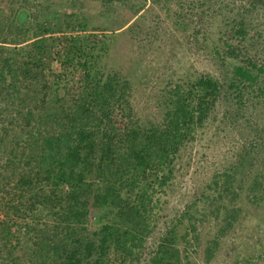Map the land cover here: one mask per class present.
Returning a JSON list of instances; mask_svg holds the SVG:
<instances>
[{"label": "trees", "instance_id": "16d2710c", "mask_svg": "<svg viewBox=\"0 0 264 264\" xmlns=\"http://www.w3.org/2000/svg\"><path fill=\"white\" fill-rule=\"evenodd\" d=\"M73 14L65 13L63 31L40 22L32 36L23 34L21 14L2 23L0 211L40 227L26 224L23 241L22 226L17 234L12 220L1 222L0 264L138 263L151 234L153 183H168L176 156L222 96L235 92L240 104L242 88L264 91V66L249 61L224 82L199 75L177 84L162 119L143 123L133 115L129 82L97 67L94 34L55 36L74 33ZM55 62L62 72L51 71ZM234 182L228 174L216 181L219 199L235 200ZM151 264L167 263L155 257Z\"/></svg>", "mask_w": 264, "mask_h": 264}, {"label": "rangeland", "instance_id": "374dc122", "mask_svg": "<svg viewBox=\"0 0 264 264\" xmlns=\"http://www.w3.org/2000/svg\"><path fill=\"white\" fill-rule=\"evenodd\" d=\"M69 12L74 33L55 36L94 34L97 67L129 82L133 115L143 123L162 119L177 84L199 75L224 82L235 65L249 61L264 66V0H0V33L3 21L20 14L26 36L40 22L63 31ZM82 23L88 30L79 28ZM63 69L55 62L51 71ZM259 82L264 85V74ZM242 91L240 104L235 92L219 99L176 156L168 183H153L151 234L135 264H151L155 257L167 264H264V91ZM226 173L234 176L235 200L218 198L216 181ZM7 212L0 211V223L12 220L17 234L22 226L23 241L26 224L40 227Z\"/></svg>", "mask_w": 264, "mask_h": 264}]
</instances>
